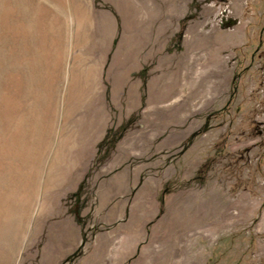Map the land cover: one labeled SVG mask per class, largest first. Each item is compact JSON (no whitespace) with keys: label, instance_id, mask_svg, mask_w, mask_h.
Returning a JSON list of instances; mask_svg holds the SVG:
<instances>
[{"label":"rangeland","instance_id":"1","mask_svg":"<svg viewBox=\"0 0 264 264\" xmlns=\"http://www.w3.org/2000/svg\"><path fill=\"white\" fill-rule=\"evenodd\" d=\"M135 4L172 25L174 141L157 164L136 165L160 207L128 264L140 253L156 264H264V0H0V247L14 241L17 264H34L50 222L79 223L73 253L114 226L95 213L98 185L154 154L125 142L128 162L109 163L143 110L95 147L88 104L70 89L97 70L108 83L123 6Z\"/></svg>","mask_w":264,"mask_h":264},{"label":"crops","instance_id":"2","mask_svg":"<svg viewBox=\"0 0 264 264\" xmlns=\"http://www.w3.org/2000/svg\"><path fill=\"white\" fill-rule=\"evenodd\" d=\"M122 15L127 34L113 49L106 68L108 83H104L97 70L92 73L93 82L88 79L80 92L77 85L70 89V100L87 102L86 116L92 119L86 127L87 139L95 147L108 139L109 134L115 137L119 127L143 110L139 121H134V126L127 131L131 135L119 139L109 163L128 162L120 154L125 142L132 143L134 149L136 143H146L144 147L154 150V154L139 153L140 158L146 156L148 160L139 159L132 169L105 177L98 185L95 213L101 222L114 225L110 230L96 232L90 244H82L73 253L81 239L79 223L72 216L50 222L44 249L36 255L34 264H62L69 255L68 258L72 256L71 264H128L145 238L146 225L158 214L159 189L141 188L142 170L136 165L155 161L157 164L160 158L157 148L162 155L173 148L174 55L168 48V42L173 40V29L167 20L158 25L162 15L147 6H123ZM113 107L119 119L114 128L111 124ZM85 213L86 206H83L81 214ZM8 245L5 251L0 247V264H17L15 252L10 251L17 245L14 241ZM36 256L25 259L33 257L34 260ZM153 257L140 253L130 264H156Z\"/></svg>","mask_w":264,"mask_h":264}]
</instances>
